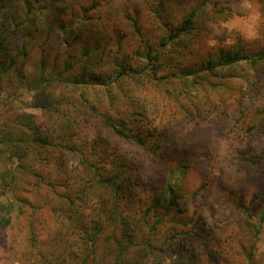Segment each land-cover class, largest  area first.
<instances>
[{"label":"trees","instance_id":"16d2710c","mask_svg":"<svg viewBox=\"0 0 264 264\" xmlns=\"http://www.w3.org/2000/svg\"><path fill=\"white\" fill-rule=\"evenodd\" d=\"M234 1L0 0V104L32 109L0 107V233L19 264L258 263L251 200L223 196L211 221L206 180L189 182L214 115L241 186L264 180V0L252 37L226 24Z\"/></svg>","mask_w":264,"mask_h":264},{"label":"rangeland","instance_id":"374dc122","mask_svg":"<svg viewBox=\"0 0 264 264\" xmlns=\"http://www.w3.org/2000/svg\"><path fill=\"white\" fill-rule=\"evenodd\" d=\"M256 6L257 3L255 0H235L234 4H232V8L236 13L228 19L226 24L229 28H235L246 36L252 37L255 33V25L259 15ZM98 36L99 33L97 31L96 33L93 32L90 42H93L94 38ZM239 69L244 77H247L250 73V68L245 62L239 65ZM8 90L4 89L0 91V102H2L3 99L7 101L9 99L7 98L8 95H12L10 92H13V90ZM13 97H16L14 101L9 103L6 102L5 105L0 104V107L3 109L1 112L10 113L20 110L32 111V109L26 105L29 102V97L26 93L22 95L19 94L18 96L16 94ZM214 116L216 118L212 122L196 125L200 133L204 132L209 135L208 137L213 141V144L210 145L209 157H201L200 163L189 173L190 185L195 186L200 180H206V189H204V193L198 197V202H202L205 207V216L211 221L219 219L228 213L227 204L223 202V196H228L231 200H233L234 196L235 198L237 196H242L246 202H250L251 200V204H249V210L252 214L250 221L256 226H259V233L255 243L257 248L256 257L259 258V264H264V180L262 183L252 188L251 186H241L242 184L235 178L233 168L230 164L233 152V147L229 142L230 137H218V134L216 135L217 131L215 130V126L219 124V122L228 119H222L216 115ZM257 190L261 192V198L256 199L254 193H256ZM252 199L256 200L252 202ZM11 235L20 238V230L17 231L14 228ZM5 238L6 235L1 232L0 264H19L15 256L5 247ZM250 264L252 263L250 262Z\"/></svg>","mask_w":264,"mask_h":264}]
</instances>
